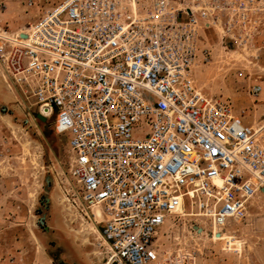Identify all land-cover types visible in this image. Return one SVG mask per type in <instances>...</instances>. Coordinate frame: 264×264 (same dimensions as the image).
<instances>
[{
	"label": "built area",
	"instance_id": "1",
	"mask_svg": "<svg viewBox=\"0 0 264 264\" xmlns=\"http://www.w3.org/2000/svg\"><path fill=\"white\" fill-rule=\"evenodd\" d=\"M44 3L26 0L38 17L25 31L0 28V75L68 138L65 200L96 229L102 261L175 264L155 238L179 209L206 221L211 238L244 221L264 197V133L199 89L193 71L210 61L206 32L264 71V0Z\"/></svg>",
	"mask_w": 264,
	"mask_h": 264
},
{
	"label": "rangeland",
	"instance_id": "2",
	"mask_svg": "<svg viewBox=\"0 0 264 264\" xmlns=\"http://www.w3.org/2000/svg\"><path fill=\"white\" fill-rule=\"evenodd\" d=\"M0 4V28L11 31L16 18L25 31L38 17L26 0ZM57 0L42 4L47 8ZM41 10V9H40ZM3 19V20H2ZM4 23V24H2ZM201 36L200 48L210 50L209 63L194 67L196 86L210 97L228 100L241 123L264 133V84L256 99L247 95L249 86L264 71L244 62L239 53L225 51ZM264 66V55L260 60ZM0 264H105L93 247V226L72 211L65 200L70 179L71 153L68 138L58 135L52 123L36 119L26 104L16 99L0 75ZM27 120L25 123L24 121ZM262 128V130H261ZM264 142V136L262 137ZM50 179L46 233L38 224L45 178ZM155 246L163 257L175 256V264H264V197L252 203L247 218L231 224L226 233L210 235L208 223L187 215H171L156 234ZM56 256V258L54 257Z\"/></svg>",
	"mask_w": 264,
	"mask_h": 264
},
{
	"label": "water",
	"instance_id": "3",
	"mask_svg": "<svg viewBox=\"0 0 264 264\" xmlns=\"http://www.w3.org/2000/svg\"><path fill=\"white\" fill-rule=\"evenodd\" d=\"M22 37H25V35H22ZM0 109L2 111H5V107L3 105H0ZM34 117L36 119H38L39 121L41 122H46V118L42 117L41 115L39 114H33ZM25 123L27 122V120L24 121ZM50 188H51V185H50V179L49 177L47 176L45 178V187L43 189V199H42V203L44 204V207L41 209V215L39 216L38 218V224L40 227H42V229L48 233L49 230L47 228V226L45 225L46 224V212L48 210V204H49V192H50Z\"/></svg>",
	"mask_w": 264,
	"mask_h": 264
},
{
	"label": "crops",
	"instance_id": "4",
	"mask_svg": "<svg viewBox=\"0 0 264 264\" xmlns=\"http://www.w3.org/2000/svg\"><path fill=\"white\" fill-rule=\"evenodd\" d=\"M4 0H0V4L2 5H4V7L6 8V6H5V4H4ZM2 5V6H3ZM0 18H3L2 16H0ZM16 19H17V16H16V18L15 19H13V20H9V19H4V20H6V21H4V22H7L8 24H7V26L9 27V29L11 30V31H22L21 30V27H22V25L24 24V23H18L17 21H16ZM3 20V19H2ZM2 24H4V23H2ZM262 84H264V82H262L261 83V85ZM262 89H263V86H262ZM263 91V90H262ZM261 94V93H260Z\"/></svg>",
	"mask_w": 264,
	"mask_h": 264
},
{
	"label": "bare ground",
	"instance_id": "5",
	"mask_svg": "<svg viewBox=\"0 0 264 264\" xmlns=\"http://www.w3.org/2000/svg\"><path fill=\"white\" fill-rule=\"evenodd\" d=\"M251 128H252V127H251ZM262 128L264 129V126H263ZM262 128H261V130H262ZM252 129L257 133V135H260V130L255 129L254 127H253ZM49 201H50V196H49ZM181 212H182V209H179V210H178V213H181ZM95 230H96V229H95L94 227L91 229V231H92L93 234L96 233ZM105 264H106V263H105Z\"/></svg>",
	"mask_w": 264,
	"mask_h": 264
},
{
	"label": "flooded vegetation",
	"instance_id": "6",
	"mask_svg": "<svg viewBox=\"0 0 264 264\" xmlns=\"http://www.w3.org/2000/svg\"><path fill=\"white\" fill-rule=\"evenodd\" d=\"M54 257L56 258V256H54ZM57 264H65V263L60 261V260L59 261L57 260Z\"/></svg>",
	"mask_w": 264,
	"mask_h": 264
}]
</instances>
